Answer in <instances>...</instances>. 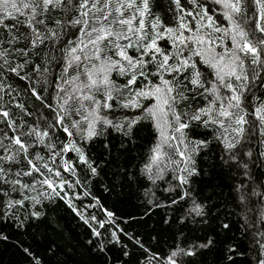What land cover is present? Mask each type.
Instances as JSON below:
<instances>
[{"label": "snow or ice", "instance_id": "obj_1", "mask_svg": "<svg viewBox=\"0 0 264 264\" xmlns=\"http://www.w3.org/2000/svg\"><path fill=\"white\" fill-rule=\"evenodd\" d=\"M160 3L0 0V243L26 264H73L70 235L43 253L24 239L43 242L61 204L87 226L75 248L101 264H264V0ZM148 129L155 142L139 170L106 172ZM204 178L209 195L197 190ZM125 182L143 190L139 219L170 209L165 225L191 224L202 238L181 230L166 253L148 247L127 228L137 217L93 192ZM217 187L239 209L240 239L218 215Z\"/></svg>", "mask_w": 264, "mask_h": 264}, {"label": "trees", "instance_id": "obj_2", "mask_svg": "<svg viewBox=\"0 0 264 264\" xmlns=\"http://www.w3.org/2000/svg\"><path fill=\"white\" fill-rule=\"evenodd\" d=\"M166 5V0H161L159 5V12H163ZM123 113L118 112L117 118ZM116 133H113V148L115 149L116 143L118 142L115 137ZM102 139V138H101ZM155 142V136L151 129L145 130L140 134V138L136 140L134 145H130V150L121 155L119 160L114 161L112 165H107L105 167L106 172L116 171L115 164H128L132 169L139 170V167L145 162L146 156L149 154V148ZM93 153L103 159L102 153L104 151L103 145L99 144L92 149ZM111 159V158H109ZM215 175V173L213 174ZM108 177H106L107 179ZM210 178H204L198 182V191H202L203 195H209L212 193L213 189L211 187H205L208 184ZM213 184H222L223 181L217 178L211 181ZM94 194L102 198V204L109 210L114 211L118 217L128 218L137 217L135 221L130 222L127 225L129 231L142 237L143 242L153 250L159 251L162 254L166 253L168 249L175 246L176 239L179 236L181 230L184 231L185 236H190L192 239L203 236V233L195 231V227L191 224L185 226L174 219L169 225L163 223L164 216L166 212H170V209H156L153 214L149 217H145L143 220L139 219L143 215L145 208L147 207L145 202V197L143 195V190L135 184H130L129 182L123 183L122 187L111 194L103 191L102 187L99 185L93 188ZM216 193H220L219 196L215 198V202L222 203L223 207L218 210V215L224 222H228L233 227V233L228 235H235L237 239H240V232H237L238 228L237 221L240 220V216L237 215L239 209L235 207L234 203L231 202L229 196V190L226 187L215 188ZM119 193V194H118ZM168 194L157 192V196L161 197L162 200L166 198ZM79 201L77 204L79 205ZM84 203H88L86 198ZM176 208L174 216L176 218L183 214V209L180 206H173ZM89 212L95 213L98 217H102V211L100 209H88ZM226 213H232L228 216ZM52 215L54 216V221L58 222L59 227L54 224L47 229V233L44 237V241L32 237L31 235L25 237L24 239L31 243L34 249L39 250L41 253L44 251L45 242L56 241L57 243H63L65 236H71L74 238L73 247L76 251V255L72 257L73 264H101L100 258L96 257L94 254L84 252L82 248L76 249L75 244L77 241L82 242L86 238L87 226L80 221L66 205L61 204ZM251 215V214H250ZM207 227V226H205ZM61 229L63 230V235L61 234ZM9 234L12 235L13 240L18 237V233L8 230ZM154 238V239H153ZM226 237L222 236L221 239ZM246 242L241 241L242 246ZM111 255L115 258L119 255V251L113 248ZM135 256H133V259ZM215 258L210 255H206L202 258L204 264H212ZM0 264H26L23 254L18 248L14 247L11 243H0Z\"/></svg>", "mask_w": 264, "mask_h": 264}]
</instances>
